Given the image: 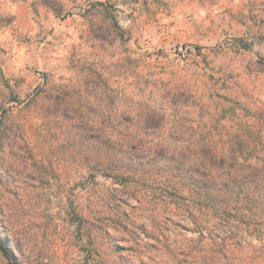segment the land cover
I'll return each mask as SVG.
<instances>
[{
	"label": "rangeland",
	"instance_id": "obj_1",
	"mask_svg": "<svg viewBox=\"0 0 264 264\" xmlns=\"http://www.w3.org/2000/svg\"><path fill=\"white\" fill-rule=\"evenodd\" d=\"M261 112L264 0H0V236L24 264H264L258 240L213 252L212 224L200 238L101 169L107 144L194 148Z\"/></svg>",
	"mask_w": 264,
	"mask_h": 264
},
{
	"label": "trees",
	"instance_id": "obj_2",
	"mask_svg": "<svg viewBox=\"0 0 264 264\" xmlns=\"http://www.w3.org/2000/svg\"><path fill=\"white\" fill-rule=\"evenodd\" d=\"M258 116V123L248 126L247 136L219 142L204 140L197 142L194 148L149 150L141 139L124 142L119 149L107 144L102 172L125 190L142 193L140 201L144 197L152 198L156 209L174 212L192 223V231L200 238H205L212 224V230L218 233L212 240L213 252L221 253L230 246L243 248L248 243L247 237L258 240L264 247V138L257 139L255 135L261 124L264 125V112ZM157 118L155 114L148 115L142 130L147 134L159 130L164 117L161 123ZM143 181L151 182L150 187L142 186ZM115 197L110 194L105 203L107 207L116 201ZM114 211L119 216L114 227L128 232L130 217L120 210ZM127 235L136 243L133 233L111 235L105 232L108 243H115L113 245L123 253ZM9 239V236L6 239L0 236L1 254L10 264H24L23 248H14ZM171 252L173 262L187 263V258L180 260L176 251Z\"/></svg>",
	"mask_w": 264,
	"mask_h": 264
}]
</instances>
